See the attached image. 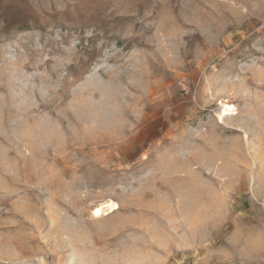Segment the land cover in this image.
<instances>
[{
    "label": "rangeland",
    "instance_id": "374dc122",
    "mask_svg": "<svg viewBox=\"0 0 264 264\" xmlns=\"http://www.w3.org/2000/svg\"><path fill=\"white\" fill-rule=\"evenodd\" d=\"M0 264H264V0H0Z\"/></svg>",
    "mask_w": 264,
    "mask_h": 264
},
{
    "label": "bare ground",
    "instance_id": "6f19581e",
    "mask_svg": "<svg viewBox=\"0 0 264 264\" xmlns=\"http://www.w3.org/2000/svg\"><path fill=\"white\" fill-rule=\"evenodd\" d=\"M233 107L232 106H224L222 110V116L232 115ZM117 209V206L114 203H106L100 207L94 209L92 215L96 218L104 217L111 214L113 211Z\"/></svg>",
    "mask_w": 264,
    "mask_h": 264
}]
</instances>
